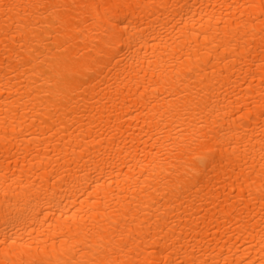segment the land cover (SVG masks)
I'll return each mask as SVG.
<instances>
[{
	"label": "bare ground",
	"instance_id": "6f19581e",
	"mask_svg": "<svg viewBox=\"0 0 264 264\" xmlns=\"http://www.w3.org/2000/svg\"><path fill=\"white\" fill-rule=\"evenodd\" d=\"M0 264H264V0H0Z\"/></svg>",
	"mask_w": 264,
	"mask_h": 264
}]
</instances>
